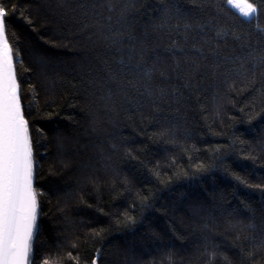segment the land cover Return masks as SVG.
Listing matches in <instances>:
<instances>
[{
  "label": "trees",
  "instance_id": "1",
  "mask_svg": "<svg viewBox=\"0 0 264 264\" xmlns=\"http://www.w3.org/2000/svg\"><path fill=\"white\" fill-rule=\"evenodd\" d=\"M254 2L246 18L228 0H0L32 145L31 264H264Z\"/></svg>",
  "mask_w": 264,
  "mask_h": 264
},
{
  "label": "snow or ice",
  "instance_id": "2",
  "mask_svg": "<svg viewBox=\"0 0 264 264\" xmlns=\"http://www.w3.org/2000/svg\"><path fill=\"white\" fill-rule=\"evenodd\" d=\"M242 2L241 8L240 0H228L246 18L259 11L254 0ZM8 14L6 6L0 3V264H31L37 193L33 187L28 121L21 109L8 39Z\"/></svg>",
  "mask_w": 264,
  "mask_h": 264
},
{
  "label": "rangeland",
  "instance_id": "3",
  "mask_svg": "<svg viewBox=\"0 0 264 264\" xmlns=\"http://www.w3.org/2000/svg\"><path fill=\"white\" fill-rule=\"evenodd\" d=\"M236 10H238L239 11V8H237V7H235V6H233ZM240 7L242 8V7H244V4H243V2H242V0H240ZM240 12V11H239Z\"/></svg>",
  "mask_w": 264,
  "mask_h": 264
}]
</instances>
